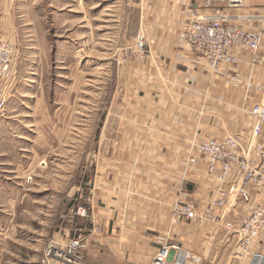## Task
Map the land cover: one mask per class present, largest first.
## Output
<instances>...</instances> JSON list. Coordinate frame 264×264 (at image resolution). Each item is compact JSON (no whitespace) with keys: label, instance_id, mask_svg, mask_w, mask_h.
<instances>
[{"label":"crops","instance_id":"1","mask_svg":"<svg viewBox=\"0 0 264 264\" xmlns=\"http://www.w3.org/2000/svg\"><path fill=\"white\" fill-rule=\"evenodd\" d=\"M186 2H143L146 56L119 68L111 138L98 148L83 200L87 216L73 213L61 229L84 239L83 264H149L172 245L199 254V264H250L234 257L235 238L223 228L171 214L176 197L202 208L211 190L204 159L186 163L193 140L246 132L249 107L264 101V51L253 63L240 50L237 64L213 71L178 42Z\"/></svg>","mask_w":264,"mask_h":264},{"label":"rangeland","instance_id":"2","mask_svg":"<svg viewBox=\"0 0 264 264\" xmlns=\"http://www.w3.org/2000/svg\"><path fill=\"white\" fill-rule=\"evenodd\" d=\"M144 1L0 0V264H40L86 209ZM251 5L264 11V1Z\"/></svg>","mask_w":264,"mask_h":264},{"label":"built area","instance_id":"3","mask_svg":"<svg viewBox=\"0 0 264 264\" xmlns=\"http://www.w3.org/2000/svg\"><path fill=\"white\" fill-rule=\"evenodd\" d=\"M264 0H187L179 19L177 40L189 52L218 71L224 64L239 62V51H247L256 63L264 51V11L251 2ZM147 40L139 31L133 54L146 56ZM8 46L0 41V70L8 68ZM3 66V67H1ZM7 83L0 88V111L6 104ZM250 126L246 132L193 140L186 163L205 161V176L211 190L202 208L176 197L173 217L211 223L234 236V257H250V264H264V101L248 109ZM77 214L87 216L85 208ZM97 231V227L92 228ZM226 234V235H227ZM81 237L54 238L40 264H83ZM201 257L179 245L162 246L149 264H199Z\"/></svg>","mask_w":264,"mask_h":264}]
</instances>
